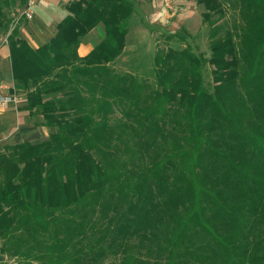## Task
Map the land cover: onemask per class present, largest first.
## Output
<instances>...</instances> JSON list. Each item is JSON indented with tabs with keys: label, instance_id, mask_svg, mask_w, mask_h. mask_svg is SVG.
Returning a JSON list of instances; mask_svg holds the SVG:
<instances>
[{
	"label": "trees",
	"instance_id": "obj_1",
	"mask_svg": "<svg viewBox=\"0 0 264 264\" xmlns=\"http://www.w3.org/2000/svg\"><path fill=\"white\" fill-rule=\"evenodd\" d=\"M197 1L210 57L188 45L158 50L155 86L110 66L125 51L132 0L69 2L37 49L9 35L15 87L42 117L36 126L55 132L0 148L1 255L18 264H264V0H233L240 30L223 37L222 0ZM16 3L0 0L1 29ZM100 26L103 38L80 57Z\"/></svg>",
	"mask_w": 264,
	"mask_h": 264
},
{
	"label": "rangeland",
	"instance_id": "obj_2",
	"mask_svg": "<svg viewBox=\"0 0 264 264\" xmlns=\"http://www.w3.org/2000/svg\"><path fill=\"white\" fill-rule=\"evenodd\" d=\"M41 1L42 0L39 1L36 7L35 18L32 21H26L20 18L26 3L23 6L20 0H16L17 5L15 8L7 11L8 19H10L9 28L0 30L2 47L9 48L8 37L14 31H17L20 37L27 41L24 38V32L26 29L30 28L29 23L35 22L39 13L46 11V8L41 5ZM60 1L65 5L64 0ZM132 1L135 4L136 13L130 22L125 51L121 57L110 65L118 73H130L139 80L149 82L152 86H155L156 78L153 60L158 50H166L167 48L181 50L188 45L191 46L195 52L202 53L208 58L210 57L209 25L204 22L202 16L206 11L197 0H175L177 6L176 13H171L166 10L161 0ZM222 4L224 15L218 21V25L222 26L220 37H223L226 31L232 32L235 28L240 30L238 5L235 4L233 0H222ZM217 18L218 16L215 15L214 19ZM103 35L104 29L102 26L98 27L90 34L95 43H99ZM172 35H180L184 37L186 41L183 42L180 39L168 41L166 37ZM94 46H96V44ZM211 70L212 67L207 66L204 72L205 82L210 91H212L213 88ZM10 84H14L15 86L14 81L13 83L10 82ZM17 90L21 93V99L17 105H11L14 112L21 121H25L27 128H32V125H34L37 128L36 131L38 132L41 130L42 133L41 136L33 137L29 141L36 144L47 140L55 130L52 129V133L48 131L45 132L44 129L46 127L36 126L42 122V117L29 115V112L26 110L28 106L26 94L20 89ZM22 106L24 108H22ZM119 117L120 115L116 112L112 119L114 121L119 119ZM12 145L14 144H11V146ZM0 148H3V146ZM116 261L117 259L113 257L107 260L109 263ZM18 262L17 258H10L0 253V264H18Z\"/></svg>",
	"mask_w": 264,
	"mask_h": 264
},
{
	"label": "crops",
	"instance_id": "obj_3",
	"mask_svg": "<svg viewBox=\"0 0 264 264\" xmlns=\"http://www.w3.org/2000/svg\"><path fill=\"white\" fill-rule=\"evenodd\" d=\"M74 0H64L63 5L60 0H42L41 5L46 8L45 12H40L35 22H30V28L24 32L25 39L28 44L37 49L44 44L48 43L56 34L58 24L68 15L65 6ZM64 6V7H63ZM97 29V28H96ZM94 29L93 31H95ZM0 30H2L0 28ZM92 31V32H93ZM90 32L86 35L80 44L78 54L80 57L87 56L93 49L95 43L94 39L90 36ZM0 78L13 83V75L11 70L9 48H4L1 45L0 35ZM26 107V106H25ZM22 108H24L22 106ZM36 127L27 128L25 121H21L17 114L14 112L13 107H7L5 110L0 111V147L30 142L33 137L41 136V130L36 131ZM42 129V128H40ZM45 132L52 133V128H45ZM32 143V142H31Z\"/></svg>",
	"mask_w": 264,
	"mask_h": 264
},
{
	"label": "built area",
	"instance_id": "obj_4",
	"mask_svg": "<svg viewBox=\"0 0 264 264\" xmlns=\"http://www.w3.org/2000/svg\"><path fill=\"white\" fill-rule=\"evenodd\" d=\"M40 0H26L23 13L20 18L32 21L35 18L36 7ZM163 7L171 13L177 12L175 0H161ZM21 99V93L15 88L14 84L0 78V111L5 110L11 105H17Z\"/></svg>",
	"mask_w": 264,
	"mask_h": 264
}]
</instances>
